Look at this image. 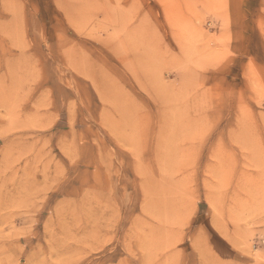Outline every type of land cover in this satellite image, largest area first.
<instances>
[{
  "label": "rangeland",
  "instance_id": "374dc122",
  "mask_svg": "<svg viewBox=\"0 0 264 264\" xmlns=\"http://www.w3.org/2000/svg\"><path fill=\"white\" fill-rule=\"evenodd\" d=\"M0 264H264V0H0Z\"/></svg>",
  "mask_w": 264,
  "mask_h": 264
}]
</instances>
